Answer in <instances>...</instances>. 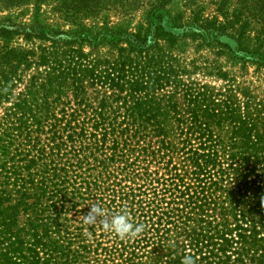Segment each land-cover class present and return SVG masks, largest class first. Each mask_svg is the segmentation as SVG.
Listing matches in <instances>:
<instances>
[{
	"label": "trees",
	"instance_id": "16d2710c",
	"mask_svg": "<svg viewBox=\"0 0 264 264\" xmlns=\"http://www.w3.org/2000/svg\"><path fill=\"white\" fill-rule=\"evenodd\" d=\"M161 1L136 31L0 23V264H264V0ZM50 2L76 24L115 0Z\"/></svg>",
	"mask_w": 264,
	"mask_h": 264
},
{
	"label": "rangeland",
	"instance_id": "374dc122",
	"mask_svg": "<svg viewBox=\"0 0 264 264\" xmlns=\"http://www.w3.org/2000/svg\"><path fill=\"white\" fill-rule=\"evenodd\" d=\"M227 8L233 11L240 8L245 0H227ZM157 4V0H124L101 8L102 10L96 16L79 18L74 24L70 19L65 17L61 12L53 9L50 0L45 1L41 6L42 9L36 17V7L33 1L20 7L11 6L8 0H0V23H4L7 17L18 24L25 23L27 25H40L45 30H75L78 25L91 27L94 30L103 26L104 22L110 25L120 26L128 31H136L142 25H145L151 16L153 7ZM162 13L171 15L183 14L184 17L191 16L192 12L201 11L205 16L214 17L219 15L215 0H163L159 3ZM37 21V22H35ZM34 22V23H33ZM22 46L28 47L30 43L20 39ZM227 65V64H226ZM236 67L228 63L227 68L236 70ZM253 72V69H251ZM2 108L0 107V114Z\"/></svg>",
	"mask_w": 264,
	"mask_h": 264
},
{
	"label": "clouds",
	"instance_id": "9594fccd",
	"mask_svg": "<svg viewBox=\"0 0 264 264\" xmlns=\"http://www.w3.org/2000/svg\"><path fill=\"white\" fill-rule=\"evenodd\" d=\"M90 211L84 216V222L89 225L102 223V227L113 232L121 239L137 237L143 231L142 225L133 224L126 213H118L113 215L111 219H106L104 210L100 205H90ZM182 264H194L191 256H186Z\"/></svg>",
	"mask_w": 264,
	"mask_h": 264
}]
</instances>
